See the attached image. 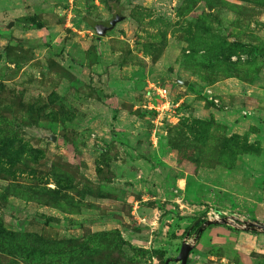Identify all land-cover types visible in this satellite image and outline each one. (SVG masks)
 Masks as SVG:
<instances>
[{"label":"rangeland","instance_id":"1","mask_svg":"<svg viewBox=\"0 0 264 264\" xmlns=\"http://www.w3.org/2000/svg\"><path fill=\"white\" fill-rule=\"evenodd\" d=\"M0 239L264 264V0H0Z\"/></svg>","mask_w":264,"mask_h":264},{"label":"trees","instance_id":"2","mask_svg":"<svg viewBox=\"0 0 264 264\" xmlns=\"http://www.w3.org/2000/svg\"><path fill=\"white\" fill-rule=\"evenodd\" d=\"M116 117V116H115ZM3 243V241H2V239H0V245ZM21 245V246H20ZM18 246H20V248H17ZM14 249L15 250H19V249H21L23 252V254L24 255H26V256H32V255H35V253H36V250H34V249H32V248H30V247H27V246H25V245H22L21 243H18V244H16L15 246H14ZM136 250L138 249V248H135ZM138 250H143L142 248H140V249H138ZM13 251V250H12Z\"/></svg>","mask_w":264,"mask_h":264},{"label":"water","instance_id":"3","mask_svg":"<svg viewBox=\"0 0 264 264\" xmlns=\"http://www.w3.org/2000/svg\"><path fill=\"white\" fill-rule=\"evenodd\" d=\"M109 27H112V26H109ZM223 222H227V219L226 218H223L222 219ZM258 226V224H256ZM188 252H189V247L185 248L181 254V264H186L187 262V258H188Z\"/></svg>","mask_w":264,"mask_h":264},{"label":"built area","instance_id":"4","mask_svg":"<svg viewBox=\"0 0 264 264\" xmlns=\"http://www.w3.org/2000/svg\"><path fill=\"white\" fill-rule=\"evenodd\" d=\"M217 218H219V215L217 214Z\"/></svg>","mask_w":264,"mask_h":264}]
</instances>
